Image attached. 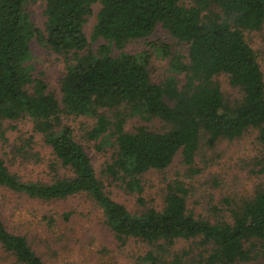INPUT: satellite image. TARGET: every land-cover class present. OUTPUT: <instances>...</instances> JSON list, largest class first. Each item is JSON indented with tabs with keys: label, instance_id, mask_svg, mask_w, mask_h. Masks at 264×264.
<instances>
[{
	"label": "trees",
	"instance_id": "1",
	"mask_svg": "<svg viewBox=\"0 0 264 264\" xmlns=\"http://www.w3.org/2000/svg\"><path fill=\"white\" fill-rule=\"evenodd\" d=\"M26 1L0 0V141L5 140L4 123L29 120L53 157L49 170L65 174L55 173L48 181L22 180L0 154V186L44 201L87 195L120 244L133 238L153 246L139 257L146 264L258 260L264 253V184L229 208L227 218L208 220L187 210L188 189L178 180L166 184L160 209L130 212L104 190L103 178L120 181L142 205L141 175L166 168L177 153L191 166L199 138L212 146L255 129L264 151V77L244 34L264 25V0H43L42 30L30 19ZM94 6L86 36L83 24ZM157 25L186 49L171 54L168 45L151 44L167 58L171 73L155 82L149 75L150 55L124 47L149 36ZM31 41L62 57L59 97L35 71ZM218 75L235 91L232 99L221 91ZM63 115L91 118L86 138L99 149L113 147L103 178L71 127L62 123ZM131 117L157 119L161 125L151 129L137 123L126 130ZM258 171L264 176V164ZM175 240L194 241L201 250L170 251ZM0 247L15 264H45L26 236L8 231L1 217Z\"/></svg>",
	"mask_w": 264,
	"mask_h": 264
},
{
	"label": "rangeland",
	"instance_id": "2",
	"mask_svg": "<svg viewBox=\"0 0 264 264\" xmlns=\"http://www.w3.org/2000/svg\"><path fill=\"white\" fill-rule=\"evenodd\" d=\"M25 9L34 24L42 30L43 0H27ZM95 10L96 6L83 24L86 36L94 21ZM244 34L256 54L264 77V25L259 30ZM151 44L168 45L171 54H183L186 47L172 39L159 25L149 36L132 39L125 45L124 50L127 52L146 51L150 55V79L158 82L171 73L168 71L167 58L154 50ZM29 46L35 71L43 73L48 90L59 97L62 57L35 41H31ZM215 79L224 96L228 100L232 99L235 91L228 85L225 76L218 75ZM61 121L71 127L74 139L87 152L97 176L103 178L102 170L113 153V147L104 144L99 149L96 141L86 138L85 132L92 125L91 118L63 115ZM137 123L151 129L161 125L157 119L144 122L131 117L126 120L124 128L129 130ZM4 126L5 140L0 141V154L9 171L22 180L32 181H48L55 173L58 176L65 174L63 169L55 172L49 170L53 157L40 136L31 130L29 120L6 122ZM27 137L31 138L30 141L26 145L22 144V140ZM19 145L21 147L16 149ZM260 163L264 164V151L257 139V131L248 129L238 138L219 139L212 146H207L204 138H199L191 166L183 164L177 153L166 168L143 173L140 177L142 205L137 203L135 194L125 191L120 181L103 178V187L113 200L123 204L128 211L135 212L147 206L160 209L166 184L178 180L188 189L187 210L208 220L225 219L229 208L250 199L253 192L264 184V176L258 171ZM64 213H68L67 218L63 217ZM0 217L8 231L26 236L45 264H146L139 257L153 248L133 238L120 244L104 225L101 209L83 193L44 201L0 186ZM190 247L194 254L201 250L194 246V241L188 240H175L169 250ZM0 264H15L1 247ZM246 264H264V253L258 260Z\"/></svg>",
	"mask_w": 264,
	"mask_h": 264
}]
</instances>
